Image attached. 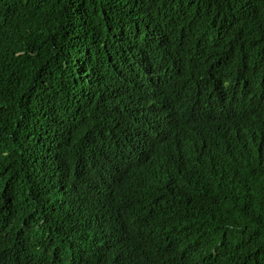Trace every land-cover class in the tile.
<instances>
[{
	"label": "trees",
	"instance_id": "obj_1",
	"mask_svg": "<svg viewBox=\"0 0 264 264\" xmlns=\"http://www.w3.org/2000/svg\"><path fill=\"white\" fill-rule=\"evenodd\" d=\"M0 264H264V0H0Z\"/></svg>",
	"mask_w": 264,
	"mask_h": 264
}]
</instances>
